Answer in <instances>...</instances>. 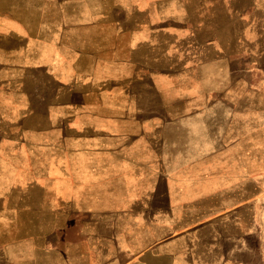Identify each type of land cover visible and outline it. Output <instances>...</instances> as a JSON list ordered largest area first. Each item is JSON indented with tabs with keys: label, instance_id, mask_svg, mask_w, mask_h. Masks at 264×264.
<instances>
[{
	"label": "crops",
	"instance_id": "1",
	"mask_svg": "<svg viewBox=\"0 0 264 264\" xmlns=\"http://www.w3.org/2000/svg\"><path fill=\"white\" fill-rule=\"evenodd\" d=\"M222 4L0 0V264H264V122L186 151L222 124Z\"/></svg>",
	"mask_w": 264,
	"mask_h": 264
},
{
	"label": "rangeland",
	"instance_id": "2",
	"mask_svg": "<svg viewBox=\"0 0 264 264\" xmlns=\"http://www.w3.org/2000/svg\"><path fill=\"white\" fill-rule=\"evenodd\" d=\"M225 1L227 6L222 4V11L226 8L227 12H222L221 27L222 124H215L212 109L209 115L210 125H188L187 131L192 132V135L187 141L186 151L197 155L206 150V145L209 144L212 153L222 149V163H234L231 158L235 157L234 152L238 147L242 153L250 149L252 142L249 134L256 131L255 121L264 122V0ZM253 24L257 25L256 28H249ZM217 31L211 30L212 33ZM251 52L255 54L254 58L250 55ZM217 80L215 77L216 83ZM219 130H222V139L215 140V134ZM207 131L211 133L209 142L204 137ZM197 158L199 157H194ZM188 159L192 158L175 157L174 161L183 163ZM210 160L212 164L219 163L217 156ZM247 160L248 158L242 157V165ZM247 188L244 187V193L250 191L245 190Z\"/></svg>",
	"mask_w": 264,
	"mask_h": 264
}]
</instances>
